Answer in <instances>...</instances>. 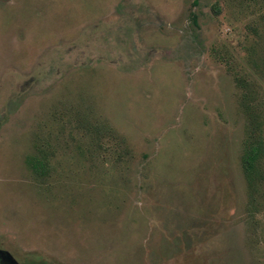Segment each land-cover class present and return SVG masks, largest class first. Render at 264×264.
<instances>
[{"label": "rangeland", "instance_id": "1", "mask_svg": "<svg viewBox=\"0 0 264 264\" xmlns=\"http://www.w3.org/2000/svg\"><path fill=\"white\" fill-rule=\"evenodd\" d=\"M193 1L0 0L13 264H264V0Z\"/></svg>", "mask_w": 264, "mask_h": 264}, {"label": "trees", "instance_id": "2", "mask_svg": "<svg viewBox=\"0 0 264 264\" xmlns=\"http://www.w3.org/2000/svg\"><path fill=\"white\" fill-rule=\"evenodd\" d=\"M193 4H195V0L193 1ZM260 149L261 147L259 143L255 141H250L245 149L242 165L244 174L247 178H249L251 174L255 173V162L259 157Z\"/></svg>", "mask_w": 264, "mask_h": 264}, {"label": "flooded vegetation", "instance_id": "3", "mask_svg": "<svg viewBox=\"0 0 264 264\" xmlns=\"http://www.w3.org/2000/svg\"><path fill=\"white\" fill-rule=\"evenodd\" d=\"M0 261L2 263L11 264V260L7 257V255L0 252ZM13 264V263H12Z\"/></svg>", "mask_w": 264, "mask_h": 264}, {"label": "water", "instance_id": "4", "mask_svg": "<svg viewBox=\"0 0 264 264\" xmlns=\"http://www.w3.org/2000/svg\"><path fill=\"white\" fill-rule=\"evenodd\" d=\"M0 252H1V253H4V251H1V250H0ZM7 257H8L10 260H12L8 254H7ZM12 261H13V260H12Z\"/></svg>", "mask_w": 264, "mask_h": 264}]
</instances>
